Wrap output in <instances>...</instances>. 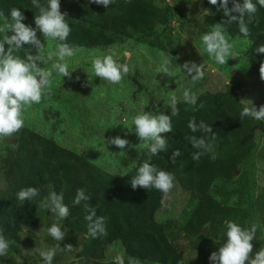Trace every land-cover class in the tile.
I'll return each mask as SVG.
<instances>
[{
  "label": "trees",
  "instance_id": "16d2710c",
  "mask_svg": "<svg viewBox=\"0 0 264 264\" xmlns=\"http://www.w3.org/2000/svg\"><path fill=\"white\" fill-rule=\"evenodd\" d=\"M60 4L71 28L65 42L75 48L104 49L117 38H127L171 54L176 51L171 43L172 23L184 16L168 4L157 5L154 0H131V3L115 0L106 9L89 4L88 0H60ZM231 6L229 3V8ZM12 8L22 11L25 16L22 23L35 27L33 19L38 10L32 7L31 0H0V12L4 15L0 17V24L11 22ZM257 9L247 25L248 37L239 32L238 22L225 23V28L229 37L248 41L245 54L256 59L249 73L260 78L264 54H257L255 49L264 45V8L257 4ZM210 12L216 23L228 20L219 7V0L217 5H211ZM245 19L247 22V17ZM38 38L46 45L47 38L39 33ZM14 54L25 58L29 52L20 49ZM236 91L227 85L223 91L199 95L195 107L185 102L177 103L178 115H172V110L165 112L171 116L172 123V131L164 134L168 139L167 151L153 156L146 148L137 164L123 177L105 172L86 157L25 126L11 137L0 140V229H3V235L6 231L35 230L44 223L49 225L48 219L43 220L47 210L40 208L39 202L55 191L63 193V203L69 208V215L62 225L88 239L77 257L67 264H113L107 259L111 247L122 250L125 264L129 257L147 264H180L184 255L182 240L197 246V241L205 234L208 242L224 243L225 221H233L244 228L243 221L249 213L216 199V195L225 194H222V188L213 189L205 163L208 158H214L219 165L215 179L229 183L253 151L255 133L264 134L261 121L248 117L240 119L243 105L239 103ZM192 118L197 124L203 121L210 125L214 135L192 132L188 127ZM192 136L205 137L210 145L199 160L192 159L193 153L198 151L191 146L189 138ZM177 149L181 155L173 163L170 157ZM145 162L173 173L175 187L188 196V204L178 217L156 219L165 193L139 187L132 189L130 180ZM27 187L39 189V195L22 204L16 193ZM80 188L86 190L90 199L76 205L73 200ZM85 204L95 208L96 216L106 218L107 236L92 238L88 235ZM251 208L264 227V191L254 199Z\"/></svg>",
  "mask_w": 264,
  "mask_h": 264
},
{
  "label": "rangeland",
  "instance_id": "374dc122",
  "mask_svg": "<svg viewBox=\"0 0 264 264\" xmlns=\"http://www.w3.org/2000/svg\"><path fill=\"white\" fill-rule=\"evenodd\" d=\"M154 2L157 5L168 4L184 16L172 23L171 43L176 48L174 54L131 39L117 38L111 46L104 49L76 48L75 54L65 61H58L54 56L52 60L41 63L42 68L52 72L50 83L44 89L41 101L25 108L24 126L86 157L105 172L123 177L137 164L141 153L146 149L137 146L140 141L134 132L128 131L133 127V117L143 112L165 114L172 110L171 96L174 95L179 103L184 102L183 93L186 89H190L198 97L204 92L223 91L227 85H231L237 90L240 100L251 99L257 109L264 105V81L249 73L256 59L245 54L248 41L229 37L236 56L224 65L217 64L205 51L201 36L216 24L211 16L203 15V8L210 10L208 0ZM57 44V41L47 38L43 53H35V49L32 52L46 57L48 52L56 50ZM29 48V45H24L23 50L28 51ZM102 54L112 55L118 64H127L129 73L124 75L119 84L94 78L90 86H85L87 75H91L89 68L93 59ZM166 58L170 63L168 71L164 72L161 65ZM56 62L68 65L72 72L71 79L59 75L52 67ZM186 62L194 63L195 67L190 63L186 69ZM233 70L240 73L239 78L232 77ZM260 121L264 126V120ZM117 136L129 141L125 149L105 144L108 139ZM254 138L253 151L238 167L231 182L222 183L215 179L219 165L214 158H208L205 163L206 175L213 189L217 191L222 188V194H225L216 195V199L225 205L238 206L248 211L249 217L243 221L245 229L253 224L257 225L256 238L252 241L253 251L250 253L252 257L264 247V227L251 208L254 199L264 191V134L257 132ZM187 204L188 196L174 186L165 195L156 219L178 217ZM43 216L44 221H50L49 225L44 223L35 230L4 233L5 239L13 243L7 254L0 256V264H43L39 253L32 250L39 248L43 251L57 243L47 234V228L56 221V217L50 212L43 213ZM61 230L65 231L66 236L60 242V247L71 244L73 250L58 251L52 264H67L74 260L88 242L86 237L68 230L62 223ZM180 243L184 247L180 264H211L208 257L223 244L217 240L208 242L205 234L199 238L197 246L184 240ZM118 254L125 258L119 247H111L107 259L114 261Z\"/></svg>",
  "mask_w": 264,
  "mask_h": 264
},
{
  "label": "clouds",
  "instance_id": "9594fccd",
  "mask_svg": "<svg viewBox=\"0 0 264 264\" xmlns=\"http://www.w3.org/2000/svg\"><path fill=\"white\" fill-rule=\"evenodd\" d=\"M115 0H88L89 4L103 6L105 9L113 4ZM125 3H131V0H125ZM210 5H217L218 0H208ZM231 3V8H229ZM257 4L264 8V0H219V7L223 9L225 17L228 20L221 21L211 26L209 32L201 36V41L205 51L209 56L220 65H224L230 58L236 56L233 51L234 45L230 43L229 36L226 33L225 23L238 22L239 32L244 37L249 36L248 23H251L253 16L257 12ZM33 8L38 10L34 16L35 27L26 26L22 21L25 19L22 11L18 8L10 10V21L0 24V140L11 137L18 133L24 126L23 113L27 106L37 104L41 101L43 91L50 83L51 71L41 67V63L46 60H52L57 57L58 61H65L67 57L75 54L77 49L69 45L67 40L71 28L66 19L67 13L61 12L60 0H31ZM204 16L213 15L209 9H202ZM235 13L237 15H232ZM0 17H4L0 12ZM247 17V22L246 18ZM6 21L8 19H5ZM11 33V35H8ZM40 36L53 41H59L54 52H48L47 56L43 53L45 45L38 38ZM251 43V42H250ZM24 45H29V54L25 58H20L13 53L23 49ZM257 54H264V45H258L255 49ZM170 61L166 58L161 65L164 72L168 71ZM195 67L194 63L186 62L184 67L188 69L189 64ZM52 67L58 71L61 77L71 79L72 72L69 71L66 63L56 62ZM91 75H87L88 81L85 86H90L94 78L107 81L111 84H119L124 75L129 73L127 64H118L112 55L102 54L93 59L89 68ZM260 79L264 81V62L259 68ZM189 74L191 71L189 70ZM197 77H193L196 79ZM79 79V77H77ZM198 97L186 89L183 93V101L192 106L197 105ZM177 98L170 97L172 115H178L176 108ZM243 105L240 112V119L245 117L256 121L264 120V105L258 109L251 99H242ZM198 110V109H195ZM132 125L128 131L134 132L140 143L139 147L147 148L151 155H158L162 151H167L168 139L164 134L172 131L171 116L163 114H153L143 112L133 117ZM188 127L192 132L203 131L214 135L212 127L201 121L196 123L195 118L188 122ZM191 146L198 151L192 155L193 160H199L210 145L205 137L192 136L189 138ZM105 142V141H104ZM114 145L123 150L129 141L119 136L108 139L105 144ZM181 155L177 149L170 157L175 163L177 157ZM133 190L142 188L145 190L155 189L161 193H169L175 186V177L173 173L158 169L155 165L148 162L143 163L137 170V174L130 180ZM39 195V189L35 187L22 188L16 193L17 200L22 204L30 201ZM86 190L77 189L73 203L79 205L82 201L89 200ZM39 207L50 212L56 217V221L47 228V234L57 243L46 250L41 251L34 248L32 252H37L42 257L43 264H52V261L58 251L71 252V244H65L60 247V242L65 239L66 233L61 230V222L69 215V208L63 203V193L51 191L47 197L39 202ZM85 210L88 214L85 220L88 221V235L92 238L107 236L106 218L96 216L95 208H90L85 204ZM225 242L208 257L211 264H264V247H261L254 257L250 256L253 251L252 241L256 238L257 225L253 224L249 228H242L233 221H225ZM207 227V225H205ZM12 241L6 240L3 235V229H0V256H5ZM113 264H125V258L122 254L115 256ZM127 264H142L138 258L129 257Z\"/></svg>",
  "mask_w": 264,
  "mask_h": 264
},
{
  "label": "water",
  "instance_id": "95a60500",
  "mask_svg": "<svg viewBox=\"0 0 264 264\" xmlns=\"http://www.w3.org/2000/svg\"><path fill=\"white\" fill-rule=\"evenodd\" d=\"M201 73H203V71H201ZM231 75H232V77H234V78H239V77H240V73L237 72V71H235V70H233V71L231 72ZM242 95H244L243 92H242Z\"/></svg>",
  "mask_w": 264,
  "mask_h": 264
}]
</instances>
